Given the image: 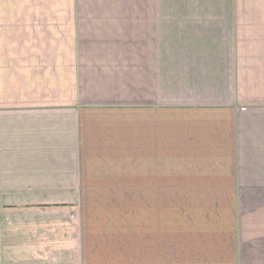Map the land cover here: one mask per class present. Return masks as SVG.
<instances>
[{
  "label": "crops",
  "instance_id": "0c3cea01",
  "mask_svg": "<svg viewBox=\"0 0 264 264\" xmlns=\"http://www.w3.org/2000/svg\"><path fill=\"white\" fill-rule=\"evenodd\" d=\"M73 11L76 95L0 65V264H264V0Z\"/></svg>",
  "mask_w": 264,
  "mask_h": 264
},
{
  "label": "rangeland",
  "instance_id": "374dc122",
  "mask_svg": "<svg viewBox=\"0 0 264 264\" xmlns=\"http://www.w3.org/2000/svg\"><path fill=\"white\" fill-rule=\"evenodd\" d=\"M0 2L11 8L6 10L3 6L0 12V65L7 78L12 79V98H26L27 92L22 91L26 88L33 89L35 96L46 102L76 95L84 63L74 48L76 41L82 40L83 27L75 22L73 10L84 0ZM32 3L39 9L36 15L25 9Z\"/></svg>",
  "mask_w": 264,
  "mask_h": 264
}]
</instances>
